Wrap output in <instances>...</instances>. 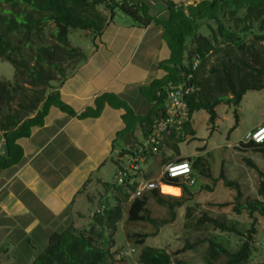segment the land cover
<instances>
[{"label":"trees","instance_id":"trees-1","mask_svg":"<svg viewBox=\"0 0 264 264\" xmlns=\"http://www.w3.org/2000/svg\"><path fill=\"white\" fill-rule=\"evenodd\" d=\"M149 1L160 0H0V60L9 63L14 70L12 81L0 79V132L4 135L6 149V157L0 158V167L14 165L22 158L23 150L16 142L28 138L33 129L43 126L50 108L74 115L60 99L57 86L72 75L86 56L71 46L69 34L74 30L86 31L91 34L94 46L103 29L113 21L116 11L128 16L139 29L150 24L162 29L167 56L158 64L160 75L140 88V94L150 109L145 115H136L122 100L113 95H103L95 101L93 109L80 115L81 118L98 117L104 104L123 109L125 128L121 133L133 137L139 130L144 141L154 124L165 117L169 91L187 82V75L191 74L190 83L197 92L185 98L188 109L183 128L192 135L190 120L194 113L204 111L213 127L217 118L215 108L219 104L226 103L236 108L248 91H264V59L258 48V43L264 42V0H200L187 6H178L168 0L164 2V17L150 14ZM254 27L259 34L254 33ZM250 34L253 40L246 44ZM195 56L200 58V63L193 70ZM210 56H215L216 62L210 67L206 81L199 84L198 72L205 70ZM175 136L172 133L166 138ZM242 147L264 154V143L248 141ZM157 148V153L149 152L144 159L156 156L161 144ZM181 161L188 162L191 168L186 179L164 177L160 180L163 185L180 188V198L164 197L159 187L135 196L137 183L119 185L120 190L126 191V188L128 193L121 201L115 206L108 204L95 213L89 227L82 230L72 227L53 235L31 264L127 263L121 254L125 248L110 251L124 211L127 221L132 223L160 226L173 223L176 210L185 202L184 197L192 196L190 182L194 180V174L210 178L202 156L176 160ZM246 163L257 171L249 160ZM219 178L226 188L236 191L234 213L239 215L242 210L247 211L252 224L237 251H230L215 240H207L206 263L216 264L224 258L223 264H264V261L253 262L250 236L254 232V213L264 216V180H260L257 190L261 200L240 205L239 185L226 180L222 174ZM131 195L134 197L129 200ZM151 200L167 210L168 219L156 221L151 216L148 208ZM185 217L189 218L190 213L187 212ZM205 222L213 225L221 235L244 236L234 223L205 216L197 220L201 225ZM153 235H133L134 243L129 249L135 253V248H140L138 264H187L180 260L173 262L165 250L147 246L146 239ZM192 246L185 245L175 254L190 250Z\"/></svg>","mask_w":264,"mask_h":264},{"label":"crops","instance_id":"crops-1","mask_svg":"<svg viewBox=\"0 0 264 264\" xmlns=\"http://www.w3.org/2000/svg\"><path fill=\"white\" fill-rule=\"evenodd\" d=\"M166 1H149L150 14H165ZM170 1L187 6L200 0ZM122 23L119 26L110 22L91 49H80L86 60L57 86L60 99L74 115L50 108L43 126L16 142L23 150L22 158L14 165L0 167V264H31L53 235L72 227L86 228L95 213L108 204L115 206L128 194L126 188H118L114 178L125 169L133 148L143 140L141 132L135 131L133 137L121 133L125 112L107 104L96 118L80 117L93 109L103 95L122 100L136 115H145L150 109L140 88L160 75L158 64L167 56L162 29L154 24L139 29L133 23ZM210 67L208 60L206 74ZM198 73L197 81L202 84L207 77L201 71ZM239 105L232 107L234 110L228 106L223 110L224 118L229 113L234 117L236 112L230 134L238 125ZM221 107L219 104L215 108V127L220 120L216 109ZM260 119L245 131L243 139L264 123V111L260 112ZM172 143L171 138H166L156 156L140 162L134 181L159 183L161 167L185 157L176 147L173 155L166 153ZM4 157L5 140L0 132V158ZM163 186H170H159L164 197H181L163 194ZM175 189L181 193L180 188Z\"/></svg>","mask_w":264,"mask_h":264},{"label":"rangeland","instance_id":"rangeland-1","mask_svg":"<svg viewBox=\"0 0 264 264\" xmlns=\"http://www.w3.org/2000/svg\"><path fill=\"white\" fill-rule=\"evenodd\" d=\"M157 14L161 17L165 15L163 12H157ZM113 21L119 26L124 25L122 22L132 24V20L119 11H116ZM253 31L259 34V32H256V27L253 28ZM251 40H253V36L250 34L245 40L246 44H249ZM69 42L72 47L82 49L83 52L93 47L92 36L86 31H71ZM262 45L264 46V42L258 43V48L263 52L261 55L264 59V47L262 48ZM216 59L215 56L208 57L210 66L215 64ZM201 72L203 76L208 77L209 73L206 74L204 69ZM13 75V67L9 63L0 60V79L12 81ZM220 105H222L221 109H216L220 115L217 127L209 125L208 115L205 112H196L190 122L193 127V129L191 127L193 134L185 132L182 136H175L172 139V145L166 149V153L173 155L176 147L179 153L185 156L184 158L189 157V155L192 157L202 156L210 178L194 174L195 182L190 186L192 196L184 197L185 202L182 207L176 210V217L173 223L164 226L132 223L127 221L126 212L124 211L122 220L117 224L114 247L110 250L111 252L125 248L128 251L127 253H129V247L134 243L133 235L140 233L154 234L146 239L145 244L152 248L165 250L171 256L173 262L180 260L187 264H207V240H215L230 251H237L245 241L244 237L248 235L247 231L251 228L252 219L247 211L242 210L239 215L234 213L236 191L226 188L219 176L222 174L226 180L236 182L239 185L241 194L240 205H245L247 201L261 200L257 190L260 180H264V154L250 151L240 146V144L242 145L243 142H246L245 137L243 139L245 131L262 119H260V112L264 111V91H248L242 97V102L238 109V125L232 131V134L228 132L234 126V117L229 113L224 118L223 110L224 107L228 106L227 108L230 109L233 106H225L223 103ZM247 160L256 166L257 171L246 163ZM180 196L181 193L178 197ZM148 208L151 216L156 221L169 218L167 210L152 200L149 202ZM187 212L190 213L189 218L185 217ZM204 216L218 221H225L229 224L234 223L235 227L244 236L235 234L221 235L213 225L207 222L202 225L198 224L197 220ZM253 219L254 232L250 234L253 246L252 260L253 262H260L264 261V216L254 213ZM89 224L86 223L87 226L85 227H89ZM185 245L193 246L190 250L175 254L176 251L182 249ZM135 249V253L122 254L127 260L125 264H138L137 257L140 248L136 247ZM224 261L225 259L222 258L216 264H223Z\"/></svg>","mask_w":264,"mask_h":264},{"label":"built area","instance_id":"built-area-1","mask_svg":"<svg viewBox=\"0 0 264 264\" xmlns=\"http://www.w3.org/2000/svg\"><path fill=\"white\" fill-rule=\"evenodd\" d=\"M200 58L195 56L192 62V69L198 68ZM192 75H187V82H182L178 87L172 88L168 93V104L166 108V115L164 118L155 123L151 128L147 138L141 142V145H136L131 155L129 156L126 167L123 171L115 176L114 181L116 185H130L137 183L134 181L140 172V162H143L144 155L151 152L157 153L158 146L164 142L166 137L174 133L177 136H182L184 131V123L186 122L187 104L185 98L196 94V87L190 83ZM246 142L252 141L255 144L264 143V123L254 129L245 136ZM160 180L164 177L168 179H186L191 174V168L188 162H170L162 166ZM194 184V180L190 182V186ZM161 185V182L155 181H140L137 183L134 195L140 196L147 191L156 189ZM123 250L121 254H132L133 250Z\"/></svg>","mask_w":264,"mask_h":264},{"label":"bare ground","instance_id":"bare-ground-1","mask_svg":"<svg viewBox=\"0 0 264 264\" xmlns=\"http://www.w3.org/2000/svg\"><path fill=\"white\" fill-rule=\"evenodd\" d=\"M162 192L164 194H168V195H173V196H178L179 195V190L175 189V188H171V187H162Z\"/></svg>","mask_w":264,"mask_h":264}]
</instances>
